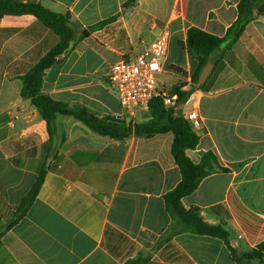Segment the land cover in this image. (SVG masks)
I'll return each instance as SVG.
<instances>
[{"label": "crops", "instance_id": "0c3cea01", "mask_svg": "<svg viewBox=\"0 0 264 264\" xmlns=\"http://www.w3.org/2000/svg\"><path fill=\"white\" fill-rule=\"evenodd\" d=\"M22 1L69 13L76 34L46 70L43 93L133 126L148 121L149 112L132 118L121 107L108 79L112 65L135 60L168 28L167 69L179 79L193 76L200 61L188 50L189 29L225 37L241 2ZM253 14L231 49L213 56L194 100L181 107L183 114L196 108L202 118L194 129L200 143L188 157L200 164L212 153L218 161L182 204L223 226L232 250L223 239L184 231L168 211L165 196L182 181L173 133L115 140L58 115L51 136L31 99L22 97V78L59 36L34 15L0 18V264H126L139 257L144 264H264V256L244 257L264 242V11ZM43 167L35 200L9 227Z\"/></svg>", "mask_w": 264, "mask_h": 264}, {"label": "trees", "instance_id": "16d2710c", "mask_svg": "<svg viewBox=\"0 0 264 264\" xmlns=\"http://www.w3.org/2000/svg\"><path fill=\"white\" fill-rule=\"evenodd\" d=\"M135 2L136 0H129L126 6H130ZM238 9L239 18L237 22L223 38L206 33L195 27L188 31V50L200 61V68L193 75L194 83L200 88H203V85H199L198 83L199 76L205 66L213 62V56L219 50L231 49L237 38L243 33L245 26L254 19L253 11L256 9L258 13H263L264 0H241ZM7 15H34L59 36L60 40L58 44L22 78V97L31 99L32 104L47 122L50 135L54 136L55 134V124L58 115L72 116L101 136L115 140H126L133 134L151 138L157 134L173 133L172 156L181 171L182 181L174 190L166 194L167 209L184 226V231L223 239L231 249L229 233L223 226L208 224L199 215L197 209L186 210L182 204V199L195 192L202 180L218 167L217 158L212 153L205 154L200 164L194 163L188 157L187 151L197 148L200 139L183 115L174 108H166L161 98H154L150 102V119L132 126L126 120L113 117L101 118L82 106H71L54 100L49 95L43 93L42 85L46 70L54 66L67 51L70 43L76 40L75 31L71 26L70 14L55 13L46 8L41 1L0 0V18ZM84 35L87 36V33ZM183 85L184 83L182 82L181 85L173 87V92L179 94V104L186 103L189 96V93L181 91ZM45 173L46 168L43 167L36 184L18 208L17 215L9 227L13 226L26 215L43 183ZM263 256L264 242L251 253L244 255L246 259H260ZM234 257L237 258L236 254ZM144 262L145 260L139 257L128 261L126 264H144Z\"/></svg>", "mask_w": 264, "mask_h": 264}, {"label": "built area", "instance_id": "2783aa9c", "mask_svg": "<svg viewBox=\"0 0 264 264\" xmlns=\"http://www.w3.org/2000/svg\"><path fill=\"white\" fill-rule=\"evenodd\" d=\"M171 32L163 29L145 52L135 60L122 59L112 65L108 75L109 82L116 91L121 107L135 118L136 112H149L150 102L161 98L166 108L176 111L189 101L194 100V93L199 86L192 75H182L184 83L181 91L189 93L187 102L179 104V94L167 89L160 77L164 74L175 76L176 73L166 67ZM193 129L202 126V118L196 108L182 114Z\"/></svg>", "mask_w": 264, "mask_h": 264}, {"label": "rangeland", "instance_id": "374dc122", "mask_svg": "<svg viewBox=\"0 0 264 264\" xmlns=\"http://www.w3.org/2000/svg\"><path fill=\"white\" fill-rule=\"evenodd\" d=\"M153 41H150L148 42L146 45H145V50L149 48L150 44L152 43ZM134 58H131V60H133ZM160 80L162 83L165 84L166 88L167 89H172V87L176 86V85H181L182 84V80H180L178 77H175V76H172V75H169V74H164L160 77ZM183 109H179L178 112H180V114H183ZM142 119H137V122L138 121H141ZM133 126V125H132Z\"/></svg>", "mask_w": 264, "mask_h": 264}, {"label": "water", "instance_id": "95a60500", "mask_svg": "<svg viewBox=\"0 0 264 264\" xmlns=\"http://www.w3.org/2000/svg\"><path fill=\"white\" fill-rule=\"evenodd\" d=\"M213 68H214V65L212 63H208L205 66V68L203 69L202 73L199 76V81H198L199 85H203L206 82Z\"/></svg>", "mask_w": 264, "mask_h": 264}]
</instances>
